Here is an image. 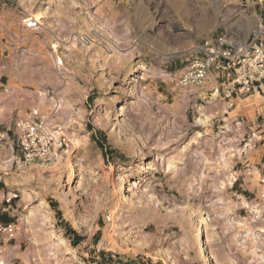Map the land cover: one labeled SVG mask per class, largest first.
Segmentation results:
<instances>
[{
	"label": "rangeland",
	"instance_id": "1",
	"mask_svg": "<svg viewBox=\"0 0 264 264\" xmlns=\"http://www.w3.org/2000/svg\"><path fill=\"white\" fill-rule=\"evenodd\" d=\"M106 1L117 27L98 20ZM1 17L2 62L31 74L17 100L33 105L0 121V209L49 217L33 244L41 264H264V137L229 134L233 117L261 121L264 92L229 94L214 68L180 84L196 45L240 20L251 38L264 2L0 0ZM31 121L51 138L49 162L17 150Z\"/></svg>",
	"mask_w": 264,
	"mask_h": 264
},
{
	"label": "built area",
	"instance_id": "2",
	"mask_svg": "<svg viewBox=\"0 0 264 264\" xmlns=\"http://www.w3.org/2000/svg\"><path fill=\"white\" fill-rule=\"evenodd\" d=\"M21 22L31 29H36L41 24L39 17L28 14L21 18ZM212 68L222 72L229 79V94L246 96L255 91L264 92V23L257 24L251 38L246 41H239L225 32L196 45L195 53L187 61L180 76V84L200 85ZM215 93L219 94V87L214 89ZM261 106V115H264V103ZM33 114L36 115L37 111ZM15 143L27 163H46L52 158L51 138L43 132V122L23 123ZM2 250L0 243V254ZM0 264H3V261H0Z\"/></svg>",
	"mask_w": 264,
	"mask_h": 264
},
{
	"label": "crops",
	"instance_id": "3",
	"mask_svg": "<svg viewBox=\"0 0 264 264\" xmlns=\"http://www.w3.org/2000/svg\"><path fill=\"white\" fill-rule=\"evenodd\" d=\"M260 2V1H259ZM264 2V1H263ZM226 3V1H225ZM262 3V2H260ZM261 7H258L260 9ZM98 10V20L105 25H112L113 27H117L119 21L121 19L120 13L113 8V3L111 1L102 2L97 7ZM259 19H251L253 24H256ZM260 22L264 23L263 18L260 19ZM243 23L241 20L237 23L235 22L233 31H231V35L237 38L239 41H245L248 39V36H245L243 33ZM8 25V21L5 17L0 18V30H5ZM20 42H23L22 33L18 36ZM5 46L1 42L0 44V121L7 120L8 117H23L27 114V108L30 109L33 103L29 101L27 107H21L17 97L20 93L24 92V95H28V91L23 89L21 86V81L26 79L27 81L31 80V74L25 73V71L20 68L14 66V64L4 65L2 62V58L4 57ZM14 63V62H13ZM212 76H215L216 73L211 72ZM6 78V84L2 82L3 78ZM216 77V76H215ZM209 83L212 82L210 79ZM258 91L250 94L249 96H253ZM261 95V93H259ZM236 98H229V106H234L231 108L230 112L234 111L237 105L234 103ZM264 103V102H263ZM42 103L39 104L42 107ZM216 107V105L214 106ZM262 119L259 123L255 124L252 121V125H248L247 121L243 120L242 116L233 117L230 119L231 127L229 129V134H239L240 131L244 133H253L258 137H264V115H260L257 113ZM32 117V113L30 111L29 116ZM264 145V143H263ZM242 161L246 162V159H239L237 162ZM9 177V176H7ZM9 179V178H5ZM4 179V180H5ZM10 179L9 181H11ZM6 182V181H4ZM8 182V181H7ZM7 191V190H6ZM8 194L12 196L9 197ZM15 196L12 192L2 193V199L5 201L15 200L12 198ZM17 205V204H16ZM18 207V205H17ZM49 217L45 213H41L39 209H31L24 212L19 211L18 208H14L10 203L6 204V207L0 209V243L2 244V253L0 254V261H3V264H41L39 259L34 252L33 244L37 240V233L46 225ZM10 230L12 233H9Z\"/></svg>",
	"mask_w": 264,
	"mask_h": 264
},
{
	"label": "bare ground",
	"instance_id": "4",
	"mask_svg": "<svg viewBox=\"0 0 264 264\" xmlns=\"http://www.w3.org/2000/svg\"><path fill=\"white\" fill-rule=\"evenodd\" d=\"M196 236H199V230H197ZM200 247H201V246H200ZM200 247H199V248H200Z\"/></svg>",
	"mask_w": 264,
	"mask_h": 264
}]
</instances>
